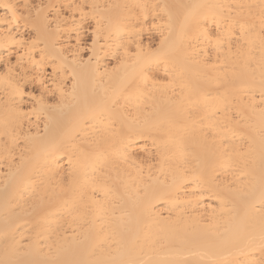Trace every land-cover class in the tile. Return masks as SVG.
I'll use <instances>...</instances> for the list:
<instances>
[{
    "label": "bare ground",
    "instance_id": "1",
    "mask_svg": "<svg viewBox=\"0 0 264 264\" xmlns=\"http://www.w3.org/2000/svg\"><path fill=\"white\" fill-rule=\"evenodd\" d=\"M0 10V264H264V0Z\"/></svg>",
    "mask_w": 264,
    "mask_h": 264
},
{
    "label": "rangeland",
    "instance_id": "2",
    "mask_svg": "<svg viewBox=\"0 0 264 264\" xmlns=\"http://www.w3.org/2000/svg\"><path fill=\"white\" fill-rule=\"evenodd\" d=\"M46 1H49V0H46ZM1 11V10H0ZM2 13V12H1ZM92 21L91 20H87V23L85 24V27H84V31H83V37H82V46H84L85 48V50L83 51V54L84 55H86V54H88L87 52H89V46H91V43H92V40H93V24L91 23ZM87 25H88V27H87ZM90 26H92V27H90ZM88 28V29H87ZM25 31H27L26 29H25ZM86 32V33H85ZM90 32V33H89ZM25 35L27 36V35H29V33H28V31L27 32H25ZM84 39V40H83ZM92 39V40H91ZM153 40V41H152ZM151 41H152V43H153V45H156L157 43H158V35H153L152 37H151ZM155 41V42H154ZM50 67H47L46 69H47V71H48V73L50 72Z\"/></svg>",
    "mask_w": 264,
    "mask_h": 264
}]
</instances>
